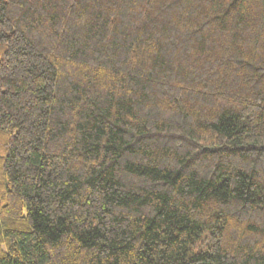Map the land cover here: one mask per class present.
<instances>
[{
    "label": "trees",
    "instance_id": "16d2710c",
    "mask_svg": "<svg viewBox=\"0 0 264 264\" xmlns=\"http://www.w3.org/2000/svg\"><path fill=\"white\" fill-rule=\"evenodd\" d=\"M0 264H264V0H0Z\"/></svg>",
    "mask_w": 264,
    "mask_h": 264
}]
</instances>
